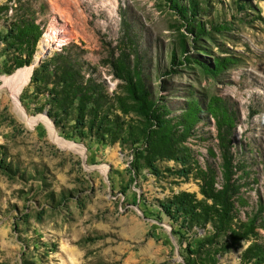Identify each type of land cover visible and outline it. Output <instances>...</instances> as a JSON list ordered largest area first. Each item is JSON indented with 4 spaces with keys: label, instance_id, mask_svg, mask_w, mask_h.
<instances>
[{
    "label": "rangeland",
    "instance_id": "1",
    "mask_svg": "<svg viewBox=\"0 0 264 264\" xmlns=\"http://www.w3.org/2000/svg\"><path fill=\"white\" fill-rule=\"evenodd\" d=\"M177 1L180 13L168 0L29 3L41 38L63 27L68 32L62 46L49 48L42 62L67 47L109 98L124 94L112 63L120 51L128 52L130 34L146 87L155 105H165L171 117L192 99L202 109L212 97L226 103L235 118L231 152L243 199L234 222L258 214L259 227L238 246L216 254V264H243L241 254L248 245H264V0ZM7 24L3 16L1 33ZM189 24H200L205 35L195 42ZM2 48L0 44V264H186L188 250L211 232V224L196 225L170 201L179 192L202 200L193 178L198 166H210L220 180L213 120L201 114L180 160L160 159L146 167L136 157L142 141L132 145L128 137L123 143L83 137L71 120L55 126L46 115V91L36 93L29 85L40 66L25 82L24 77L12 78L19 69L3 72ZM215 58H231L234 64L211 75L205 66ZM18 88L15 102L10 94ZM40 116L78 150L55 143ZM121 121L143 128L134 113Z\"/></svg>",
    "mask_w": 264,
    "mask_h": 264
},
{
    "label": "trees",
    "instance_id": "2",
    "mask_svg": "<svg viewBox=\"0 0 264 264\" xmlns=\"http://www.w3.org/2000/svg\"><path fill=\"white\" fill-rule=\"evenodd\" d=\"M171 7L180 13L177 0H168ZM35 10L29 0H8L0 5V20L7 18L5 33L0 32V44L6 59L2 65L5 73L29 66L36 53L37 43L43 31L35 20ZM189 33L196 42L205 35L200 24H189ZM128 52L120 51L112 63L114 76L122 83L123 95L109 98L101 83L86 76L82 64L68 54L67 47L33 71L29 85L36 93L46 91V115L55 126H64L71 120L79 129V135L96 139L108 137L110 142L130 138L135 145L142 141L143 149L136 148V157L146 167L160 159L180 160L182 145L192 130L201 121V114L208 115L214 122L219 177L210 166L195 168L193 178L198 181V200L193 193L179 192L170 204L181 214L187 215L196 225L211 224V232L203 237L192 250H188L186 264H216V254L236 247L240 242L255 234L258 214L247 217L245 222H234L236 206L243 205L239 196L240 186L236 183L235 166L231 152L235 118L226 103L217 97L208 100L204 109L191 100L177 116L171 117L165 105H155L141 74L136 45L130 34L126 36ZM231 58H215L212 65L205 66L206 72L216 75L233 65ZM42 111V108H37ZM134 113L143 122V128H132L121 121V116ZM212 154V152L210 151ZM137 158L135 170L139 169ZM261 212V209L260 211ZM243 264H264V245L254 241L241 254Z\"/></svg>",
    "mask_w": 264,
    "mask_h": 264
},
{
    "label": "bare ground",
    "instance_id": "3",
    "mask_svg": "<svg viewBox=\"0 0 264 264\" xmlns=\"http://www.w3.org/2000/svg\"><path fill=\"white\" fill-rule=\"evenodd\" d=\"M68 34V32L63 28H59V30L57 32H53L51 35H46L45 38H41L40 40V45H39V51L34 55V59L33 62L31 63V65L29 67H24L21 68L19 70H17V72L12 76V78H16V77H24L23 81L25 82L27 76L31 73L34 64L36 63V61L41 58V56L48 52L49 48H51V45H54L55 47H60L63 44V36ZM44 36V35H43ZM23 81L20 83V85L23 84ZM19 83V82H18ZM19 88L14 92H12L10 94V96H12V98L14 99V101L16 102V96H17V92H18ZM22 113V112H21ZM44 119L45 123L48 125V129L50 132V135L52 136V140L59 144L63 149H73V150H78L75 145L70 144L65 142L64 140H61L60 138H58L55 133L53 132V128L52 125L50 123V121L48 119H45L43 116H40ZM34 121V120H33ZM31 121V123L33 122ZM107 171V167L104 166L103 167V173H106Z\"/></svg>",
    "mask_w": 264,
    "mask_h": 264
},
{
    "label": "water",
    "instance_id": "4",
    "mask_svg": "<svg viewBox=\"0 0 264 264\" xmlns=\"http://www.w3.org/2000/svg\"><path fill=\"white\" fill-rule=\"evenodd\" d=\"M51 47H52L53 49H58V48H60V47L57 48V47H55L54 45H51ZM49 54H50L49 52L44 53V54L41 56V58H39V59L36 61V63L34 64L33 69L36 68V67H39L40 64L42 63L43 59L46 58L47 56H49Z\"/></svg>",
    "mask_w": 264,
    "mask_h": 264
}]
</instances>
